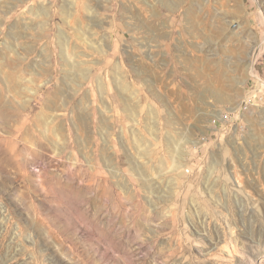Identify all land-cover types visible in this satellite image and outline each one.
<instances>
[{"label":"rangeland","instance_id":"374dc122","mask_svg":"<svg viewBox=\"0 0 264 264\" xmlns=\"http://www.w3.org/2000/svg\"><path fill=\"white\" fill-rule=\"evenodd\" d=\"M0 264H264V0H0Z\"/></svg>","mask_w":264,"mask_h":264}]
</instances>
